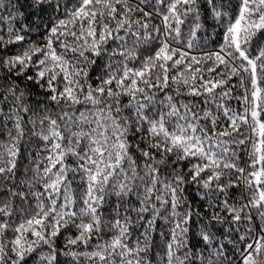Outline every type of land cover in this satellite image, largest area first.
I'll list each match as a JSON object with an SVG mask.
<instances>
[{
    "label": "snow or ice",
    "instance_id": "1",
    "mask_svg": "<svg viewBox=\"0 0 264 264\" xmlns=\"http://www.w3.org/2000/svg\"><path fill=\"white\" fill-rule=\"evenodd\" d=\"M157 232L264 264V0H0V264H152Z\"/></svg>",
    "mask_w": 264,
    "mask_h": 264
},
{
    "label": "trees",
    "instance_id": "2",
    "mask_svg": "<svg viewBox=\"0 0 264 264\" xmlns=\"http://www.w3.org/2000/svg\"><path fill=\"white\" fill-rule=\"evenodd\" d=\"M233 2L235 3V0H233ZM20 3L24 4L25 0H20ZM23 11H24V13L28 14V13H31L32 9L25 7L23 9ZM3 14L7 15V12L5 11ZM31 20L35 21L36 23H40V21L36 20V17H31ZM213 24H214V21H212L211 18H209L208 22L205 25L206 34L204 36V39H205V42L208 44V47L210 49L213 48V47H217V45H214L212 43V41L219 42L220 39H221L220 35H214L213 34V27H212ZM32 38L33 39H39L35 34H33ZM149 54H151V53L141 51L139 53L140 60H142L145 56H147ZM105 62H106V60H105ZM138 64H139V61H137L135 65H130V66H138ZM92 76H93V80L91 82L95 83V80H94L95 72L92 73ZM33 98L34 99H42L43 98L41 90L39 88L33 89ZM122 99H123L124 102L127 101V97H124ZM233 104L235 105L236 102L233 101ZM33 155H34V153H33ZM242 158H243V154H242ZM24 163L27 164L28 161L26 160V161H24ZM187 196H188V199L192 202V205H193L194 208H199L201 212L204 211V208L202 207V205L204 204V201L199 200L198 194H197V190H196L195 187H189ZM112 203L113 204L115 203V198L114 197L112 198ZM227 227H228L227 224H225V225H216V228H220L222 231L227 230ZM70 232H71L72 235H75V229H70ZM67 234H68V232H65L64 230H62V235L57 239V247H62L63 246V244H64V236L67 235ZM110 235H111V233H108V232L104 233V239H108ZM217 236H220L219 232L217 233ZM154 237H155V242L158 245V248L155 250L153 255H151L149 258L152 259V264H160L161 254H162V250H163V248H164V246L166 244V240H165L164 237H162L159 234V232L155 233ZM220 238L223 240L222 236ZM93 243H95V241H93ZM61 259L63 260L64 258L61 257ZM30 264H32L31 261H30Z\"/></svg>",
    "mask_w": 264,
    "mask_h": 264
}]
</instances>
